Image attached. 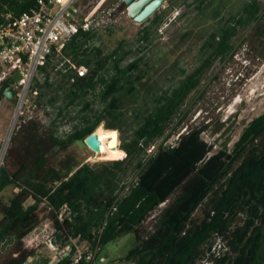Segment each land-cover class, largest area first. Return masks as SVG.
<instances>
[{
  "label": "trees",
  "instance_id": "1",
  "mask_svg": "<svg viewBox=\"0 0 264 264\" xmlns=\"http://www.w3.org/2000/svg\"><path fill=\"white\" fill-rule=\"evenodd\" d=\"M196 1L216 25L201 47L199 66L191 74L180 68L175 85L150 87L142 56L123 65L136 54L123 42L104 56L95 45L94 29L80 30L60 56L48 58L32 93L40 98L42 89L50 90L54 95L41 108L55 116L48 124L38 114L20 116L0 166V264H29L48 243L71 247L58 264H88L79 250L98 248V258L104 257L111 243L127 235L134 236L135 245L120 263L264 264V113L245 127L232 149L217 152L203 138L212 121L190 125L184 120L188 97L215 60L224 61L237 50L234 39L241 29L253 30L248 53L254 51L264 62L262 0L245 1L229 17L215 0L209 5ZM34 5L35 0H0V13L7 9L18 15ZM165 16L157 12L138 41L152 44L151 32ZM89 96L93 99L85 101ZM125 98L136 104V127L122 138L119 154L80 164L71 150L75 143L96 136L103 123L110 130L103 133L117 138V130L129 126ZM60 99L66 108L83 103L85 111L94 102L102 108H92L62 136L66 115ZM171 138L175 143L168 144ZM131 173L136 175L132 181ZM11 187L17 192L5 200L2 194ZM163 204L162 217L150 232L146 224ZM64 207L69 213L60 219Z\"/></svg>",
  "mask_w": 264,
  "mask_h": 264
},
{
  "label": "rangeland",
  "instance_id": "2",
  "mask_svg": "<svg viewBox=\"0 0 264 264\" xmlns=\"http://www.w3.org/2000/svg\"><path fill=\"white\" fill-rule=\"evenodd\" d=\"M170 1L165 2L157 11L158 14L166 12V18L158 29L152 30V44L138 40L143 30L150 26L157 12L146 21L139 23L129 16L122 0H82L80 8L82 17L88 16L92 20L97 33L95 45L102 48L103 55L111 54L123 42L126 50L133 49L136 52L123 65L141 56L144 57L143 68L147 73L145 81L150 87L157 88L162 85L166 87L175 85L180 79L178 76L180 68L185 69L187 74L196 70L201 62V47L204 40L216 25V20L207 10L204 14L197 9L198 1L173 0L174 8ZM215 1L221 3L224 16L229 17L248 0ZM206 2H209V5L213 0ZM262 8L264 12V0H262ZM252 35L253 30L248 28L239 31L234 39L237 50L226 60L217 59L212 63V66L202 76L200 85L191 93L184 105V120L187 124L203 125L209 120L212 121L210 130L203 135V138L214 146V152L223 148L232 149L245 127L264 113V62L262 59L255 58L254 51L248 53L246 47L248 45L250 48ZM17 79L18 76L13 77L14 81ZM53 95L48 89H42L40 98L39 95L36 97L30 93L22 111L35 118L39 115L41 122L48 124L52 119L51 116L55 114L53 112L52 115H47L41 105L49 103ZM2 99L3 101L0 102V154L9 135L11 140L18 121L15 117L17 101L7 102L4 98ZM92 99L89 96L85 101ZM82 104L66 108L60 99L58 106L65 108L66 117H62L59 134L66 136L73 130L74 125L80 124L83 116L91 114L92 108L95 110L102 108L98 102H94L92 107L82 111ZM135 106L136 104L130 98L123 99L122 108L130 120L128 127L117 130L118 147L121 145L122 138H128L136 127L133 118ZM72 117L76 118L73 120ZM100 130L103 135H106L103 132L110 131L103 123L96 129V137ZM169 132L170 129L167 134ZM162 142H165L164 139L158 141L157 144ZM167 143H175V140L171 138ZM71 150L80 164H96L105 160L109 161L117 156L99 153L97 155L84 142L75 143ZM135 177V173H131L129 180L132 181ZM16 192L17 189L11 187L2 196L5 200H9ZM165 208L166 206L160 208L146 224L150 232L158 225ZM52 245L48 243L38 251L29 264H44L47 261L54 263L59 260ZM134 245L135 240L132 235L111 243L103 252L105 264H125L120 263L119 260L126 256Z\"/></svg>",
  "mask_w": 264,
  "mask_h": 264
},
{
  "label": "built area",
  "instance_id": "3",
  "mask_svg": "<svg viewBox=\"0 0 264 264\" xmlns=\"http://www.w3.org/2000/svg\"><path fill=\"white\" fill-rule=\"evenodd\" d=\"M81 1L35 0L33 7L18 15L7 9L0 13V91L5 83L18 76L16 81L13 80L18 103L15 112L17 119L24 114L22 108L32 93L36 79L43 76L40 71L48 58L54 53L60 56L68 41L80 30L94 29L90 17H82ZM74 68L84 72V67ZM37 93L33 92L34 95ZM159 144L151 146L148 152L155 151ZM68 213V208L64 207L60 219ZM52 247L59 259L52 264H58L71 251V247ZM79 255V258L84 256L88 264L105 262L103 257L98 258V248L85 252L79 250Z\"/></svg>",
  "mask_w": 264,
  "mask_h": 264
},
{
  "label": "water",
  "instance_id": "4",
  "mask_svg": "<svg viewBox=\"0 0 264 264\" xmlns=\"http://www.w3.org/2000/svg\"><path fill=\"white\" fill-rule=\"evenodd\" d=\"M168 0H123V5L126 6L129 16L136 22L142 23L154 15L162 5ZM4 95L10 101L16 98V90L14 81H8V86L4 91ZM86 145L95 153L100 151V142L94 134L89 136Z\"/></svg>",
  "mask_w": 264,
  "mask_h": 264
},
{
  "label": "bare ground",
  "instance_id": "5",
  "mask_svg": "<svg viewBox=\"0 0 264 264\" xmlns=\"http://www.w3.org/2000/svg\"><path fill=\"white\" fill-rule=\"evenodd\" d=\"M99 142H100V151L98 152L99 154H103V155H110V156H115L118 155L119 153V140L117 137L113 136V135H103L101 133V130L98 134V136L96 137ZM9 141H10V135L7 137V139L5 140L3 149L1 151L0 154V166L3 163L4 157H5V153L6 150L8 148L9 145Z\"/></svg>",
  "mask_w": 264,
  "mask_h": 264
},
{
  "label": "flooded vegetation",
  "instance_id": "6",
  "mask_svg": "<svg viewBox=\"0 0 264 264\" xmlns=\"http://www.w3.org/2000/svg\"><path fill=\"white\" fill-rule=\"evenodd\" d=\"M122 2H123V0H122ZM166 2H167V1H166ZM164 4H165V3H164ZM164 4H163V5H164ZM163 5H162V6H163ZM5 100H7V102H10V100H8V99H5ZM2 101H3V99L0 100V102H2Z\"/></svg>",
  "mask_w": 264,
  "mask_h": 264
},
{
  "label": "crops",
  "instance_id": "7",
  "mask_svg": "<svg viewBox=\"0 0 264 264\" xmlns=\"http://www.w3.org/2000/svg\"><path fill=\"white\" fill-rule=\"evenodd\" d=\"M49 264H52V262H49Z\"/></svg>",
  "mask_w": 264,
  "mask_h": 264
}]
</instances>
